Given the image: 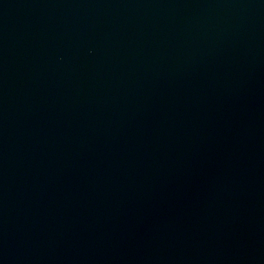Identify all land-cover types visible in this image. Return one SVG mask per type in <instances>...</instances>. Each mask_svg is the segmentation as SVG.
<instances>
[{
	"label": "water",
	"instance_id": "95a60500",
	"mask_svg": "<svg viewBox=\"0 0 264 264\" xmlns=\"http://www.w3.org/2000/svg\"><path fill=\"white\" fill-rule=\"evenodd\" d=\"M155 123L264 229V0H0Z\"/></svg>",
	"mask_w": 264,
	"mask_h": 264
}]
</instances>
